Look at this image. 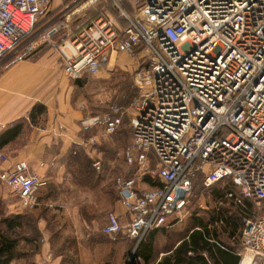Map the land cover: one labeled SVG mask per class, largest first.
I'll use <instances>...</instances> for the list:
<instances>
[{
  "label": "built area",
  "instance_id": "built-area-1",
  "mask_svg": "<svg viewBox=\"0 0 264 264\" xmlns=\"http://www.w3.org/2000/svg\"><path fill=\"white\" fill-rule=\"evenodd\" d=\"M107 1L123 27L117 18H87L54 46L72 80L95 74L116 51L148 52L147 68L134 77L139 94L129 105L131 142L121 157L157 186L141 190L133 178L116 177L128 222L122 227L108 212L101 233L122 234L134 250L148 232L165 226L167 215L180 221L196 173L204 188L229 182L237 194L224 196L235 206L250 202L264 210V0H139L131 15L123 0ZM46 11L47 0H0V58H21L50 42L61 23L27 39ZM121 122L113 104L79 126L111 135ZM0 183L22 211L37 206L44 185L23 161L0 171ZM240 223L238 264L245 257L247 264H264V215H245ZM132 254L124 264H137Z\"/></svg>",
  "mask_w": 264,
  "mask_h": 264
},
{
  "label": "rangeland",
  "instance_id": "rangeland-1",
  "mask_svg": "<svg viewBox=\"0 0 264 264\" xmlns=\"http://www.w3.org/2000/svg\"><path fill=\"white\" fill-rule=\"evenodd\" d=\"M59 1V3L62 1V5L58 10L52 12L49 17L45 16L42 20H37L27 35V39H36L41 32L45 31V28H42L45 24L44 19L48 22L51 20L50 24L61 23L63 25L58 34L52 38L55 43L81 23L74 20L75 15L65 16L67 11L58 13L62 9L64 11L67 8L76 7V1ZM98 2L90 4L87 8L88 19L98 17L100 13L110 18L116 16V9L107 3V0ZM121 8L124 10L123 5ZM44 44L36 49L41 50L45 47ZM22 51L20 50V53ZM12 57H6V59L10 61ZM148 57V52L143 48L137 49L132 55L117 53L113 60L95 74L81 77L75 84L81 102L90 113L88 115L101 114L107 106L114 104L121 109L122 123L111 135H103L97 128L84 129L79 126L82 143L80 146H74L72 149L74 154L69 157L70 166L73 167L69 174L71 179L69 186L65 190L58 189L48 192L47 195L50 196L52 203L40 204L33 210L25 211L27 215L25 214L26 219L21 222V229L15 230L11 236L34 239L35 244L18 242L15 258L10 264L35 263L33 262L34 256L39 253L40 249V231L46 233L49 242L45 263L46 259H55L57 264H105L107 260L111 264L125 263L133 246L130 251L126 252L125 244L119 241H109L100 233V230L108 212V206L114 202L116 197V177H133L140 187H144L143 184L147 179L145 172L129 167L123 162L121 152L131 142L129 121L132 111L129 105L139 94L134 77L138 70L147 68ZM148 166L151 168L153 163L149 161ZM218 188L219 190L216 191L220 198L212 199L211 189L198 187L195 184L189 197L190 207L184 210L182 216L185 217L193 212L199 216L198 220L201 218L205 223L212 209L222 211L221 206H225L228 207L229 212H234L231 217L228 216L229 220H237L236 206L224 196L225 193L235 191V189L229 182H220ZM247 203L255 214L264 213L263 210H256L250 202ZM9 211L15 213L20 210L16 207L12 208V204L10 208L0 204V231L3 229L1 220L9 216ZM20 212L24 213V211ZM225 216L227 217L226 214ZM38 223L40 229L36 228ZM109 247L114 248L115 252L107 259L106 254ZM134 253L133 251L132 256Z\"/></svg>",
  "mask_w": 264,
  "mask_h": 264
},
{
  "label": "crops",
  "instance_id": "crops-1",
  "mask_svg": "<svg viewBox=\"0 0 264 264\" xmlns=\"http://www.w3.org/2000/svg\"><path fill=\"white\" fill-rule=\"evenodd\" d=\"M75 1L76 7L67 8L64 11L62 9L58 13L67 11L65 16L75 15L74 20L83 22L88 18L86 12L90 4L87 0ZM138 1L123 0L124 11L131 15ZM59 2V0H47V11L39 15L38 21L45 16H51L52 12L58 10L62 5V1ZM100 15H103V13H100ZM116 18L117 13L113 19ZM43 22L45 24L42 28H46L50 25L51 20L48 22L44 19ZM118 23L120 25V22ZM56 34L58 32L51 34L50 42L45 43V47L41 50L33 49L35 52L32 55L29 54L28 57L11 61H8L6 57L0 59V133L18 122L22 123L18 135L0 148V157H2V159L0 158V171L10 169L18 161L25 162L28 169L44 182V185L36 193L37 206L52 203L50 196L47 195L51 190H65L68 188L71 180L69 174L73 168L70 166L69 157L74 154V151H72L74 146H80L82 143L79 134V121L90 114L77 94L75 81L63 73L60 57L54 46L55 42L52 41ZM117 53L121 52L112 53L107 63L113 60ZM36 105L42 106L43 110L40 113H35L34 121L30 122L28 115ZM151 162L153 163V160ZM143 185L144 187H140L136 184L137 188L141 190L157 186L148 178L145 179ZM113 201L108 206V212H114L118 216L120 225L124 227L128 222V217L117 201V197ZM0 204L7 205L9 208L12 204V208L16 207L17 210H20L17 206L16 197L8 187L1 183ZM189 205L187 208L190 207ZM20 211L15 213L9 211L8 214L16 215L20 214ZM221 217L227 219L225 214H221ZM198 218L199 216L193 212L185 217L182 216L180 221H175L173 214L167 215L165 226L148 232L135 250H132L135 252L133 256L135 262L137 264H224L221 259L226 257L227 254L233 255L239 260L237 254L240 248L235 246L234 243L239 242L238 237L240 236L241 226L238 225L235 231V234L238 233L237 238L234 237L235 234L230 236L231 249L226 247L227 238H222L225 242L221 239L222 243H220L214 241L211 236L207 240L203 237L204 241L212 245L210 253L214 256H212L213 259H210L206 250H195L190 243L192 232L199 230L196 223ZM219 220L218 227H222L223 222L221 218ZM105 221L106 215L103 225ZM200 221L204 224L201 218ZM205 225L209 229L213 223L208 218ZM36 228L40 229L39 223ZM40 235L39 253L35 254L33 262L37 264H57L55 259H46L47 262H44L49 251V242L45 232L40 231ZM103 236L109 241H119L125 244L126 246H123L126 248V252L130 251L132 246L134 248V241L122 234L110 237ZM226 236L227 234H224V237ZM109 248L106 254L107 259L112 257L115 252L114 248ZM195 253H199L201 257L197 258ZM107 261L105 264H111L109 260ZM236 264H238V261H236Z\"/></svg>",
  "mask_w": 264,
  "mask_h": 264
},
{
  "label": "trees",
  "instance_id": "trees-1",
  "mask_svg": "<svg viewBox=\"0 0 264 264\" xmlns=\"http://www.w3.org/2000/svg\"><path fill=\"white\" fill-rule=\"evenodd\" d=\"M117 20L120 22V25L123 27L124 23L122 21H120V19H118V18H117ZM34 52L35 51L32 50V51H29L28 53H24V55H22L21 58L28 57L29 54L32 55V53H34ZM13 58L14 57H12L11 60H13ZM74 81H75V84H77L79 82V79H76ZM42 110H43L42 106H39V105L34 106L31 109V111H30V113L28 115V120L30 122H33L34 118H35V115H36L35 113H40V112H42ZM21 125H22V123L18 122L14 126H12L10 128H7V129L3 130L0 133V148L2 146H4L5 144H7L8 142H10L11 140H13L18 135V133H19V131L21 129ZM122 178L128 179L130 177L129 176L128 177L124 176ZM201 180H202V176L199 175L198 173H196L194 175V178L191 181L192 188L194 189L195 184H197L198 187H202ZM218 184L219 183L213 184V185H211L210 187L207 188L208 190L211 189L210 196H211L212 199L220 198L219 193L216 191V190H219ZM232 192L234 194H237L236 191H232ZM244 204H245L244 205V209L239 208V207L236 206V209H237V212H238V214H236L237 215V217H236L237 220H234V221L233 220H229L228 216L231 217L232 216L231 214H234V212H229L228 207L226 208L225 206H221L220 209L222 211H215V209L211 210L212 213L210 212L211 215L209 217V221L212 222L213 225L209 229L206 228L205 223L203 224L200 220H196V223L198 225L199 230L198 231H193L192 234L190 235L191 246L193 248H195V250H198V251L203 250V249L206 250L207 251V256L210 259H213L212 256H214L213 254L211 255V253H210V250H211L210 247L212 245H209L206 241H204L203 237L206 238V240H207L211 236V238L214 241L220 242V243H222L221 242L222 238H227L228 241H227L226 247L231 249L232 248L231 247L232 243H230V236L235 234V231L238 228V225L241 226L240 219L243 216H245V215H247L249 217L250 216H254V215H257V216L264 215V213L263 214H259V212L255 214L253 209H251V207L247 206L248 205L247 202H244ZM25 211H28V210H24V213H20V214H16V215H9L8 217H5V218H3L1 220V224L3 225V229L0 231V264H10V262L15 258V255H16L15 252H17L16 251V247H17V243L18 242L24 241L25 244H32V243L35 244V240L34 239H30V238H15V237L11 236V235H13L12 233L15 232V230L21 229V224H22L21 222H22L23 219H26L24 217L25 214H26ZM219 212L221 214H226L227 215V219H224L223 217H221V214ZM220 218H221V220L223 222L222 227H220V226L218 227V222L220 221L219 220ZM102 227H103V225H102ZM102 227H101V229H102ZM100 232H101V230H100ZM224 234H227V236L224 237ZM234 237L237 238L238 237V233H236L234 235ZM234 244H235V246H238V248H240L239 242L237 244L236 243H234ZM195 254H197V253H195ZM199 257H201V256L198 253L197 254V258H199ZM221 260H222V262L224 264H236V261H238V258L233 256V255L227 254L226 257L222 258Z\"/></svg>",
  "mask_w": 264,
  "mask_h": 264
},
{
  "label": "bare ground",
  "instance_id": "bare-ground-1",
  "mask_svg": "<svg viewBox=\"0 0 264 264\" xmlns=\"http://www.w3.org/2000/svg\"><path fill=\"white\" fill-rule=\"evenodd\" d=\"M248 263V258L247 257H245L242 261H241V263L240 264H247Z\"/></svg>",
  "mask_w": 264,
  "mask_h": 264
},
{
  "label": "water",
  "instance_id": "water-1",
  "mask_svg": "<svg viewBox=\"0 0 264 264\" xmlns=\"http://www.w3.org/2000/svg\"><path fill=\"white\" fill-rule=\"evenodd\" d=\"M181 196H182V192L176 191V198H181Z\"/></svg>",
  "mask_w": 264,
  "mask_h": 264
}]
</instances>
